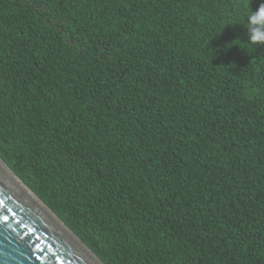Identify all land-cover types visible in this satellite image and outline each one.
I'll return each mask as SVG.
<instances>
[{"label":"trees","instance_id":"obj_1","mask_svg":"<svg viewBox=\"0 0 264 264\" xmlns=\"http://www.w3.org/2000/svg\"><path fill=\"white\" fill-rule=\"evenodd\" d=\"M264 0H0V160L103 264H264Z\"/></svg>","mask_w":264,"mask_h":264},{"label":"water","instance_id":"obj_2","mask_svg":"<svg viewBox=\"0 0 264 264\" xmlns=\"http://www.w3.org/2000/svg\"><path fill=\"white\" fill-rule=\"evenodd\" d=\"M0 264H103L1 160Z\"/></svg>","mask_w":264,"mask_h":264},{"label":"clouds","instance_id":"obj_3","mask_svg":"<svg viewBox=\"0 0 264 264\" xmlns=\"http://www.w3.org/2000/svg\"><path fill=\"white\" fill-rule=\"evenodd\" d=\"M247 34L248 41L253 45H264V3H261L255 11L248 5Z\"/></svg>","mask_w":264,"mask_h":264}]
</instances>
